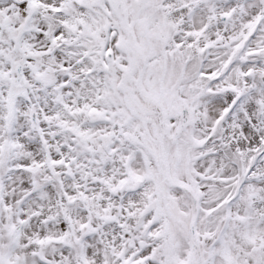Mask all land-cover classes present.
Segmentation results:
<instances>
[{
  "label": "snow or ice",
  "instance_id": "1",
  "mask_svg": "<svg viewBox=\"0 0 264 264\" xmlns=\"http://www.w3.org/2000/svg\"><path fill=\"white\" fill-rule=\"evenodd\" d=\"M0 264H264V0H0Z\"/></svg>",
  "mask_w": 264,
  "mask_h": 264
}]
</instances>
